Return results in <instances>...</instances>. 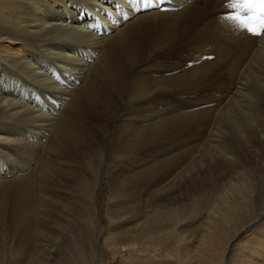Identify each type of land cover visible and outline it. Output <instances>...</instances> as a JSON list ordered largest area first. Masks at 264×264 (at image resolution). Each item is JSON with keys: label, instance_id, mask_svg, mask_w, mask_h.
Segmentation results:
<instances>
[{"label": "bare ground", "instance_id": "bare-ground-1", "mask_svg": "<svg viewBox=\"0 0 264 264\" xmlns=\"http://www.w3.org/2000/svg\"><path fill=\"white\" fill-rule=\"evenodd\" d=\"M174 1L0 0V264L84 260L91 174L112 259L154 257L162 227L178 264H264V36ZM220 181L204 216L173 207Z\"/></svg>", "mask_w": 264, "mask_h": 264}, {"label": "rangeland", "instance_id": "rangeland-1", "mask_svg": "<svg viewBox=\"0 0 264 264\" xmlns=\"http://www.w3.org/2000/svg\"><path fill=\"white\" fill-rule=\"evenodd\" d=\"M6 30H8V29H6ZM10 30V29H9ZM13 31L14 32H17V31H15L14 29H13ZM198 150H200L201 148L200 147H198L197 148ZM194 154L196 155L197 153L196 152H194ZM193 154V155H194ZM108 155V154H107ZM107 155H105L104 157H105V160H106V158H107ZM163 156V155H162ZM190 159H192V158H190ZM108 161V160H107ZM107 161H105V162H107ZM112 167V165L108 162V170H109V172L111 173V171H110V168ZM108 174V173H107ZM89 183H90V186L92 187V188H97L96 190V205L97 206H99L98 208H97V206H96V211L93 209V206H91L89 203H87V201H86V205L88 204L89 206V211H90V216H91V219H90V221L89 222H87V223H89L88 225H87V223L86 222H82V221H79V224H80V228H81V230H82V232H83V235L84 236H82V245H83V248H84V246L86 247V249L84 248V251L86 252V254L84 255L85 257H84V260H79V261H81V262H78V261H74V260H72L71 258L72 257H69V259H67V260H65V261H63L62 260V262H61V264H70V263H72V264H75V262H76V264H98V262H99V260L101 261L99 264H169L170 262H172V263H170V264H178V262L176 263V261H174L175 259L174 258H170V257H166L165 256V250H167V249H170V248H172L173 247V245H174V242L170 239H167V237L169 236V233H171V228H167V229H164V228H155L156 229V235H157V237H158V239H160V241H162V243L160 244L161 246V250L160 251H158V252H156V254H155V256L154 257H156V258H154V257H151V256H145L144 254H141V257H139L138 259H136V260H133V261H129V262H123V260L121 259V258H115V259H112L111 257H110V253H109V251H106L103 247H102V244H101V240H102V237L104 236V233H105V231H106V226H107V220H106V218H105V215H104V212H103V208L105 207V205H107L108 204V200H107V197L108 196H106V195H108V189H109V187H108V183L106 182V177L104 176V177H100V178H98V177H95L94 178V175H90L89 176ZM94 179V180H93ZM103 180V182L101 181V180ZM100 180V181H99ZM264 182V181H263ZM160 182L159 181H157V182H152V185L153 186H158V185H160L159 184ZM98 184V185H97ZM102 184V185H101ZM106 184V185H105ZM98 186H100V188L98 189ZM221 186H222V183H221V181L220 182H217L216 184H215V186L213 187V188H211V190L208 188H205L203 191H200V192H197V194H193V195H189V197L187 196L186 198H183V200L181 199H179L178 201L180 202H177V203H175V205L173 206L174 208H179V207H183V210H190L192 207H191V205H192V203L195 201V200H197L198 202H197V204H198V206L202 209V214H203V216L207 213V208H209V206H210V204L209 203H211L212 201V195H213V193H214V191L215 190H218L219 188H221ZM213 189V190H212ZM200 195H202L201 197H200ZM106 197V198H105ZM144 197H147V196H144ZM200 197V198H199ZM67 199H69V198H67ZM75 199V198H74ZM74 199H73V201H74ZM72 200V199H71ZM134 200V198H126V200H123L122 202H124V203H126V202H128V203H130V202H132ZM182 201V202H181ZM185 202V203H184ZM85 203V202H84ZM106 203V204H105ZM127 203V204H128ZM133 203V202H132ZM131 203V204H132ZM114 204H123V203H117V202H114ZM181 204V205H180ZM186 204H188V205H186ZM209 205V206H208ZM204 206H205V208H204ZM91 207V208H90ZM186 207H188V208H186ZM91 209H93V211H91ZM205 209V210H204ZM141 211H138L137 213H135V215L134 216H132V219H130L131 221L132 220H135L136 218H138L139 216H141ZM94 214H96V215H94ZM167 213H165V215H166ZM64 217L65 218H67V216L66 215H64ZM62 221H64V219H62ZM186 222V223H185ZM193 221L192 220H189V221H184L183 223L185 224V225H188V224H190V223H192ZM86 223V224H85ZM51 226V225H50ZM182 226L183 225H181L180 224V232L183 234L184 232H186L185 234H188V232L190 231V230H188V232H187V230L185 231L184 229H182ZM105 228V229H104ZM105 230V231H104ZM183 230H184V232H183ZM159 233V234H158ZM255 235H258V232H256L255 231V233H254ZM184 236V235H183ZM85 237V238H84ZM95 237V238H94ZM157 239V240H158ZM166 240V241H165ZM91 241V242H90ZM85 242V243H84ZM87 242V243H86ZM88 242H90L91 243V245L90 244H88ZM153 243H155V242H153ZM0 246L2 247V244H0ZM72 246H74L73 244H71V242H68L67 244H64V245H62V246H60V253H61V257H63L62 255H63V253H69V254H71V251H73L74 250V247H72ZM151 245H149V247H150ZM184 245L182 244V245H180V247H183ZM33 247H34V242L32 243V245L31 246H29L28 248H26L25 250H28V252H30V250H32L33 249ZM92 247V248H91ZM71 248H73V250H71ZM76 248V247H75ZM102 250H104V251H102ZM165 251V252H164ZM160 253V254H159ZM28 259V258H27ZM25 260L24 262H23V264H32V262H33V260L32 259H28V260ZM172 260V261H171ZM67 261V262H66ZM53 262V261H52ZM51 262V263H52ZM90 262V263H89ZM179 264H181V263H179Z\"/></svg>", "mask_w": 264, "mask_h": 264}, {"label": "snow or ice", "instance_id": "snow-or-ice-1", "mask_svg": "<svg viewBox=\"0 0 264 264\" xmlns=\"http://www.w3.org/2000/svg\"><path fill=\"white\" fill-rule=\"evenodd\" d=\"M227 7L234 10L227 19L254 36H264V0H229Z\"/></svg>", "mask_w": 264, "mask_h": 264}]
</instances>
